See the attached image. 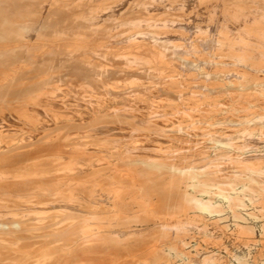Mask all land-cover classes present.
<instances>
[{
    "label": "bare ground",
    "instance_id": "6f19581e",
    "mask_svg": "<svg viewBox=\"0 0 264 264\" xmlns=\"http://www.w3.org/2000/svg\"><path fill=\"white\" fill-rule=\"evenodd\" d=\"M253 92L264 0H0V264H175L212 183L152 143ZM244 111L249 134L264 127Z\"/></svg>",
    "mask_w": 264,
    "mask_h": 264
},
{
    "label": "rangeland",
    "instance_id": "374dc122",
    "mask_svg": "<svg viewBox=\"0 0 264 264\" xmlns=\"http://www.w3.org/2000/svg\"><path fill=\"white\" fill-rule=\"evenodd\" d=\"M193 5L194 2L189 1L187 6L183 8L186 16L189 17L194 7ZM156 10L160 12V8L154 11ZM161 10H163V7ZM206 15L207 14H204L206 19L205 17L196 19L195 22L197 25L202 26L204 23L202 27L205 28L210 24L211 21ZM197 34L196 31L191 32L189 37L192 38L191 36H197ZM206 77V72L199 73L197 76L198 79H206ZM207 82L209 83L210 81L207 80ZM216 93L220 94L219 92ZM216 96H218L217 102L223 110L219 111V114L214 113L215 117L214 114H212L207 117L208 119H203L200 128L199 126L195 128L196 133H193V130H195L194 128H190L185 134L176 135L179 136V138L173 139L174 141L165 142L164 140H157L152 143L154 147L158 144V155L160 157L170 161L178 167L175 171L190 164L202 170L201 177L212 183L210 194L200 192V196L205 200L211 199V203L206 207L198 205V207L195 206V208H190L188 210L192 224L186 234L187 237H185L181 243L175 245L178 257L175 256L171 262L175 264H264V127L256 129L249 134L248 130L251 129L250 124H246L245 128L241 125L246 116L244 108L250 107L254 112L260 114L261 112L264 113V93L253 92L250 96L252 102L249 100L243 103L236 100L238 97L234 98L228 95L224 97L222 94ZM232 100H234V102ZM236 103L237 105H235ZM231 104L233 106L235 105V108L232 107ZM187 106H189V109H196L195 105L192 103H189ZM201 106L205 107L204 104H201ZM227 110H229V112ZM239 119L240 121H238ZM177 122L178 121H176V123ZM222 123L226 124L223 125ZM250 123H254L253 120L250 121ZM226 127L229 128V130ZM243 130H246L245 133L248 135L245 136ZM219 133L221 134L219 135ZM215 135H219L217 138L229 137L231 139L233 137L230 141L231 144H226L227 146L216 144L214 141ZM111 136H113V138H120L116 134ZM233 143V146H235L234 148L232 146ZM236 144L240 147H236ZM152 145L150 144L151 147ZM165 149L168 150L166 151ZM217 152L223 154H219L220 156L216 158V155H213V153ZM206 157L210 159H206L204 163L203 161ZM206 167L213 170V176L209 175L208 177L209 171ZM258 167H261L260 169H263V172L257 170ZM174 174L179 175L177 176L178 178H182L180 172H174ZM219 189H223L226 192V196L223 195L225 197L220 196ZM234 198L236 199L235 201H233ZM171 254L174 255L175 252Z\"/></svg>",
    "mask_w": 264,
    "mask_h": 264
}]
</instances>
